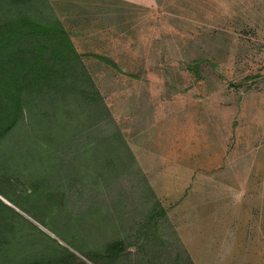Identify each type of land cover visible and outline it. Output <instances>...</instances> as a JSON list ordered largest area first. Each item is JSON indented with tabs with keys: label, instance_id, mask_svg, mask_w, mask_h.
<instances>
[{
	"label": "rangeland",
	"instance_id": "374dc122",
	"mask_svg": "<svg viewBox=\"0 0 264 264\" xmlns=\"http://www.w3.org/2000/svg\"><path fill=\"white\" fill-rule=\"evenodd\" d=\"M111 11L120 18L104 21L110 34L77 53L166 210L160 239L193 264H264V0H150ZM138 180L118 187L127 216L109 221L113 232L108 222L94 241L71 230L86 254L129 236L125 263L142 258L143 238L126 232L142 202ZM116 190L102 195L103 209Z\"/></svg>",
	"mask_w": 264,
	"mask_h": 264
},
{
	"label": "trees",
	"instance_id": "16d2710c",
	"mask_svg": "<svg viewBox=\"0 0 264 264\" xmlns=\"http://www.w3.org/2000/svg\"><path fill=\"white\" fill-rule=\"evenodd\" d=\"M27 4L0 7V198L11 206L0 200V264H126L129 236L86 254L74 235L85 231L96 241L106 223L127 216L118 187L129 175L139 177L142 189L126 229L143 238L144 254L134 264H193L184 249L160 239L166 210L69 36L43 3L37 12ZM115 189L111 208L103 209L102 195Z\"/></svg>",
	"mask_w": 264,
	"mask_h": 264
},
{
	"label": "crops",
	"instance_id": "0c3cea01",
	"mask_svg": "<svg viewBox=\"0 0 264 264\" xmlns=\"http://www.w3.org/2000/svg\"><path fill=\"white\" fill-rule=\"evenodd\" d=\"M40 2L45 5L46 13L60 24L77 51L98 43L94 37L110 34L104 21L120 18L117 12L111 11L116 5L149 3L150 0H27V5L37 12Z\"/></svg>",
	"mask_w": 264,
	"mask_h": 264
},
{
	"label": "water",
	"instance_id": "95a60500",
	"mask_svg": "<svg viewBox=\"0 0 264 264\" xmlns=\"http://www.w3.org/2000/svg\"><path fill=\"white\" fill-rule=\"evenodd\" d=\"M0 200H2L1 198H0ZM3 202H4V200H2ZM7 206H10L7 202H4ZM11 207V206H10Z\"/></svg>",
	"mask_w": 264,
	"mask_h": 264
}]
</instances>
